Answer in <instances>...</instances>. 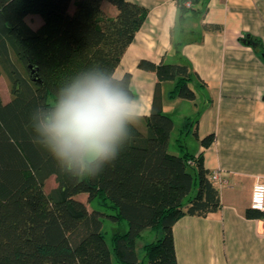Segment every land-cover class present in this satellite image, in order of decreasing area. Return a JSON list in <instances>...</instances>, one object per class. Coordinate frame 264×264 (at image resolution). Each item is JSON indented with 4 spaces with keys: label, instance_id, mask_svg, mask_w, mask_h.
<instances>
[{
    "label": "trees",
    "instance_id": "1",
    "mask_svg": "<svg viewBox=\"0 0 264 264\" xmlns=\"http://www.w3.org/2000/svg\"><path fill=\"white\" fill-rule=\"evenodd\" d=\"M107 1L116 13L102 8ZM177 0L178 31L188 16L202 13L201 0ZM0 0V74L8 83L10 99L0 96V264H178L173 225L184 215L205 217L221 208L218 188L202 153L169 150L172 118L162 110L160 83L173 81L170 97L196 98L193 79L200 85L187 59L155 63L140 59L141 69L156 74L152 109L144 130L132 128L133 140L111 164L95 177H76L62 171L52 155L35 140L30 116L38 105L51 103L61 84L77 72L101 66L114 74L121 56L144 22L146 7L129 0ZM30 14L42 20L37 28L26 21ZM172 50L180 54L181 41L174 37ZM203 31H220L222 25L206 22ZM240 40L264 53L261 40L243 33ZM36 67L39 81L30 77ZM122 77L130 84L131 74ZM133 91V90H132ZM135 94V92L133 91ZM189 123L180 129H187ZM194 134L197 136L195 129ZM214 133L203 136L208 146ZM53 176L56 185L48 192L45 183ZM193 186L196 192L191 191ZM97 202L101 209L87 207ZM127 228L111 236L112 251L103 233V218ZM247 218H264L250 207ZM149 230L152 240L137 255V240Z\"/></svg>",
    "mask_w": 264,
    "mask_h": 264
},
{
    "label": "crops",
    "instance_id": "2",
    "mask_svg": "<svg viewBox=\"0 0 264 264\" xmlns=\"http://www.w3.org/2000/svg\"><path fill=\"white\" fill-rule=\"evenodd\" d=\"M74 1L69 12L74 10ZM129 1L146 7L148 13L114 74H131V88L142 99L147 115L157 77L139 68L140 59L155 63L187 59L204 83L193 79L196 98L191 101L169 96L173 81L160 83L163 112L180 119L174 142L178 145L180 129L189 123L186 132L196 129L198 136L193 153L201 152L211 174L218 171L220 175L213 181L221 208L205 217L184 215L173 225L177 263L264 264V218L244 216L255 180L264 179V53L240 40L243 33H249L261 40L264 49V0H201L198 6L203 12L188 16L180 31L175 27L177 0ZM102 8L109 15L116 13L105 1ZM206 22L223 28L203 31L201 25ZM173 27L174 37L181 41L179 55L171 48ZM136 126L144 130V119ZM209 133L215 134L214 140L201 145L199 140Z\"/></svg>",
    "mask_w": 264,
    "mask_h": 264
},
{
    "label": "clouds",
    "instance_id": "3",
    "mask_svg": "<svg viewBox=\"0 0 264 264\" xmlns=\"http://www.w3.org/2000/svg\"><path fill=\"white\" fill-rule=\"evenodd\" d=\"M147 115L131 85L101 66L66 79L55 99L31 113L35 140L62 171L95 177L133 140L132 128Z\"/></svg>",
    "mask_w": 264,
    "mask_h": 264
},
{
    "label": "rangeland",
    "instance_id": "4",
    "mask_svg": "<svg viewBox=\"0 0 264 264\" xmlns=\"http://www.w3.org/2000/svg\"><path fill=\"white\" fill-rule=\"evenodd\" d=\"M109 5L115 7L111 3L105 1ZM74 8V6H71V9ZM42 18L38 14H30L26 17V21L32 28H37L41 23ZM0 96L3 102H7L10 99V93H9V87L6 78L0 74ZM191 101V100H186ZM189 107H185L184 110L187 112L189 111ZM173 120L175 122V128L173 129L172 135H171V142L169 144V150L174 153H181L182 151L179 149L178 145L174 142V138L176 136V132L178 131V125L180 123L179 116L177 114L173 115ZM186 130V128H184ZM180 134V133H179ZM181 141L182 143L186 144L187 150H189L190 153L193 154V152L196 151V147L198 146V141L195 137L194 130L192 129L189 133L186 131H183L181 133ZM56 185L55 179L53 176L49 177L48 180L45 183V190L48 192L52 187ZM196 192L195 186H193V189L191 191L190 195H193ZM75 198L82 200L89 210L91 208L95 209H101V206L97 204V202L93 201L91 203H88L87 201V194L86 193H79L75 195ZM120 228L121 230H124L127 228L126 222H123L121 225H117L116 223L112 222L108 217L103 218V233L105 235V240L107 245L109 246L110 250L112 251V242H111V236L115 230ZM152 240V234L149 232V230L143 231L142 237H140L137 240V255L139 257V260L144 259V254L142 250V245L146 241ZM112 256V263L113 264H119L116 259L114 258L113 254Z\"/></svg>",
    "mask_w": 264,
    "mask_h": 264
},
{
    "label": "built area",
    "instance_id": "5",
    "mask_svg": "<svg viewBox=\"0 0 264 264\" xmlns=\"http://www.w3.org/2000/svg\"><path fill=\"white\" fill-rule=\"evenodd\" d=\"M187 6L191 4L188 0L185 2ZM211 179L214 181H218L220 179V175L218 171H214L211 174ZM250 208L260 210L264 212V179L257 178L253 184L251 197H250Z\"/></svg>",
    "mask_w": 264,
    "mask_h": 264
},
{
    "label": "water",
    "instance_id": "6",
    "mask_svg": "<svg viewBox=\"0 0 264 264\" xmlns=\"http://www.w3.org/2000/svg\"><path fill=\"white\" fill-rule=\"evenodd\" d=\"M262 56L264 57V54H262ZM29 67H30V77H31V79L39 81V77H38V74H37L36 67H34L32 65H30Z\"/></svg>",
    "mask_w": 264,
    "mask_h": 264
}]
</instances>
